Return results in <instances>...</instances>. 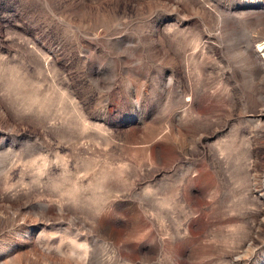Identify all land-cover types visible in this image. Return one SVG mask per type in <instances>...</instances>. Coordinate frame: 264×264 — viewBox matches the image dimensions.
Wrapping results in <instances>:
<instances>
[{
  "label": "rangeland",
  "instance_id": "rangeland-1",
  "mask_svg": "<svg viewBox=\"0 0 264 264\" xmlns=\"http://www.w3.org/2000/svg\"><path fill=\"white\" fill-rule=\"evenodd\" d=\"M264 0H0V264H264Z\"/></svg>",
  "mask_w": 264,
  "mask_h": 264
},
{
  "label": "bare ground",
  "instance_id": "bare-ground-1",
  "mask_svg": "<svg viewBox=\"0 0 264 264\" xmlns=\"http://www.w3.org/2000/svg\"><path fill=\"white\" fill-rule=\"evenodd\" d=\"M258 46H260V48L263 50L264 49V45H262L261 43L258 45ZM264 53V52H263ZM264 55V54H263ZM262 59H264L263 57H262ZM264 61V60H263Z\"/></svg>",
  "mask_w": 264,
  "mask_h": 264
}]
</instances>
